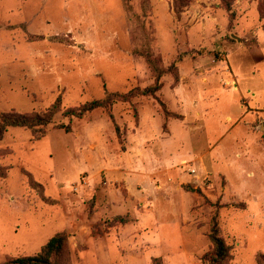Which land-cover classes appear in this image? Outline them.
<instances>
[{
  "label": "rangeland",
  "instance_id": "1",
  "mask_svg": "<svg viewBox=\"0 0 264 264\" xmlns=\"http://www.w3.org/2000/svg\"><path fill=\"white\" fill-rule=\"evenodd\" d=\"M229 1L0 0V121L59 99L62 110L42 138L10 127L0 141V264L39 254L63 231L74 264H212L215 218L232 248L223 264H258L264 0ZM159 75L154 96L137 91ZM106 206L113 214L92 233L141 224L131 244L111 237L74 253ZM142 207L152 209L142 217Z\"/></svg>",
  "mask_w": 264,
  "mask_h": 264
},
{
  "label": "trees",
  "instance_id": "2",
  "mask_svg": "<svg viewBox=\"0 0 264 264\" xmlns=\"http://www.w3.org/2000/svg\"><path fill=\"white\" fill-rule=\"evenodd\" d=\"M179 1V0H178ZM228 7H231V1L223 0ZM184 5V3H183ZM182 11L180 5H176V12L179 14ZM156 70V69H155ZM160 76H158L157 83L153 87H148L143 90L138 89L140 94L147 96H154L158 91H160L161 86L159 84ZM134 96V92H130L126 95H121L119 93H109L102 100H93L83 105L80 108L68 109L64 112L66 117H76L82 118L94 111L95 109L108 106L114 99H128ZM163 104V103H162ZM165 114L169 115V111L163 104ZM61 110L60 99L53 104V106L44 113H32V114H21V113H5L1 116L0 121V141H2L4 135L10 127H20L32 130L35 134L36 139H40L44 136V130L46 127L53 124L55 116ZM66 129L67 132L71 131V126L60 125L59 129ZM117 132L119 128L116 126ZM218 222L216 218L214 219V225L212 226V231L209 234V240L213 245V252L209 255L208 261L212 264H223L227 259H229L231 246L227 244L225 239L219 235ZM70 246L68 242L67 232H59L55 234L47 244L42 248L41 252L35 256H23L16 259H12L10 264H74L71 259ZM207 255L204 256L206 258ZM152 264H164L162 257L153 258ZM258 264H264V256L259 257Z\"/></svg>",
  "mask_w": 264,
  "mask_h": 264
},
{
  "label": "crops",
  "instance_id": "3",
  "mask_svg": "<svg viewBox=\"0 0 264 264\" xmlns=\"http://www.w3.org/2000/svg\"><path fill=\"white\" fill-rule=\"evenodd\" d=\"M107 207V206H106ZM150 209L152 208H149V209H146V207H142L140 211H135L136 214H140V216H144L146 215L147 213L150 212ZM190 209H191V205L188 206V212L190 213ZM109 212H111L110 215H112L113 211L110 210L109 207H107L105 210H99V208L95 209V212L89 222V225L88 226H83V229L81 230V235L82 233L84 232V230L89 234L90 236L88 237H82L81 235L78 237H75L79 240V243H75L78 247H75L74 248V253H81L83 252L84 250H86L88 248V243L89 242H92L94 245L95 244H98V243H103L104 241L106 240H109L111 237H114L116 242L118 244H125L126 241H128L127 243L131 244V233L129 232L131 226H134V228H137V226H141V224H137V225H132L133 223L132 222H129V224L127 225H115V226H112V227H108V230L107 232H105V234L103 236H100L98 237V235H94L91 231V227L95 226L96 224H99L100 221H102V217L103 215H107ZM143 212V213H142ZM147 212V213H146ZM191 214V213H190ZM137 223H139L137 221ZM133 228V227H132ZM143 231L141 230H138V231H134V236H136L137 234H142ZM81 238H83L81 240ZM81 240V241H80ZM131 255V254H130ZM134 259V256L131 255L130 259ZM75 263V262H74ZM125 264H129L128 261H126Z\"/></svg>",
  "mask_w": 264,
  "mask_h": 264
}]
</instances>
